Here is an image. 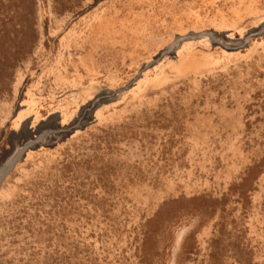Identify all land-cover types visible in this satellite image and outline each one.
Masks as SVG:
<instances>
[{"label": "rangeland", "instance_id": "obj_1", "mask_svg": "<svg viewBox=\"0 0 264 264\" xmlns=\"http://www.w3.org/2000/svg\"><path fill=\"white\" fill-rule=\"evenodd\" d=\"M0 264H264V0H0Z\"/></svg>", "mask_w": 264, "mask_h": 264}]
</instances>
